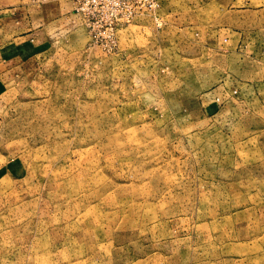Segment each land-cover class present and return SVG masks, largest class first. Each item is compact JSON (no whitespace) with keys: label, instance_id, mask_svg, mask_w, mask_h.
Instances as JSON below:
<instances>
[{"label":"rangeland","instance_id":"374dc122","mask_svg":"<svg viewBox=\"0 0 264 264\" xmlns=\"http://www.w3.org/2000/svg\"><path fill=\"white\" fill-rule=\"evenodd\" d=\"M112 6L0 55V264H264V0Z\"/></svg>","mask_w":264,"mask_h":264},{"label":"crops","instance_id":"0c3cea01","mask_svg":"<svg viewBox=\"0 0 264 264\" xmlns=\"http://www.w3.org/2000/svg\"><path fill=\"white\" fill-rule=\"evenodd\" d=\"M48 3L49 0H0V23L5 26L4 34L0 36L1 56L11 58L17 52H27L38 44V36L43 31L42 12L47 11ZM34 23L40 25L34 27ZM11 47H14L13 52L9 50ZM0 67L3 68L4 64Z\"/></svg>","mask_w":264,"mask_h":264},{"label":"built area","instance_id":"2783aa9c","mask_svg":"<svg viewBox=\"0 0 264 264\" xmlns=\"http://www.w3.org/2000/svg\"><path fill=\"white\" fill-rule=\"evenodd\" d=\"M115 0H75V10L91 15L112 14ZM160 0H123V11L127 14H141L153 11L159 6Z\"/></svg>","mask_w":264,"mask_h":264}]
</instances>
